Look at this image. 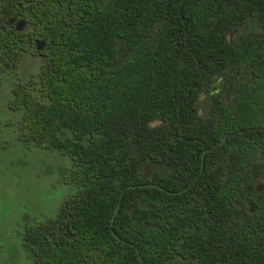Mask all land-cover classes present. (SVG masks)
<instances>
[{
    "label": "trees",
    "instance_id": "16d2710c",
    "mask_svg": "<svg viewBox=\"0 0 264 264\" xmlns=\"http://www.w3.org/2000/svg\"><path fill=\"white\" fill-rule=\"evenodd\" d=\"M30 49L19 136L70 163L33 264H264V0H0Z\"/></svg>",
    "mask_w": 264,
    "mask_h": 264
},
{
    "label": "rangeland",
    "instance_id": "374dc122",
    "mask_svg": "<svg viewBox=\"0 0 264 264\" xmlns=\"http://www.w3.org/2000/svg\"><path fill=\"white\" fill-rule=\"evenodd\" d=\"M40 58L23 53L15 71L0 70V264H33L22 247L26 226L53 217L69 187L67 157L56 150L27 146L19 136L21 110L9 106L14 83L36 77Z\"/></svg>",
    "mask_w": 264,
    "mask_h": 264
},
{
    "label": "water",
    "instance_id": "95a60500",
    "mask_svg": "<svg viewBox=\"0 0 264 264\" xmlns=\"http://www.w3.org/2000/svg\"><path fill=\"white\" fill-rule=\"evenodd\" d=\"M24 26V22L23 21H18L17 22V29H22ZM38 44V42H37ZM43 48V44H40L39 46H37V49L40 50Z\"/></svg>",
    "mask_w": 264,
    "mask_h": 264
},
{
    "label": "flooded vegetation",
    "instance_id": "af4514ba",
    "mask_svg": "<svg viewBox=\"0 0 264 264\" xmlns=\"http://www.w3.org/2000/svg\"><path fill=\"white\" fill-rule=\"evenodd\" d=\"M16 21L13 20V23L15 24Z\"/></svg>",
    "mask_w": 264,
    "mask_h": 264
}]
</instances>
